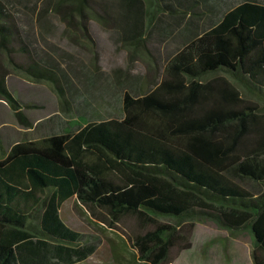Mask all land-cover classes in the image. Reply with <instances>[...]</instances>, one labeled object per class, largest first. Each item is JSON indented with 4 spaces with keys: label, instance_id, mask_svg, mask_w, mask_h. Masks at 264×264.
Wrapping results in <instances>:
<instances>
[{
    "label": "trees",
    "instance_id": "16d2710c",
    "mask_svg": "<svg viewBox=\"0 0 264 264\" xmlns=\"http://www.w3.org/2000/svg\"><path fill=\"white\" fill-rule=\"evenodd\" d=\"M156 5L154 14L215 19L167 58L151 90L124 94L122 119L10 147L0 160V264H74L91 256L95 246L59 218L71 198L112 217L206 219L249 229L252 262L264 264V4ZM3 9L0 48L8 50L15 33ZM53 11L67 25L79 18L85 37V20H110L132 46L155 16L148 17L145 0H55ZM21 70L62 96L51 70L35 63ZM0 100L31 128L1 76ZM169 236V227L159 226L136 238L134 248L141 260L161 264Z\"/></svg>",
    "mask_w": 264,
    "mask_h": 264
},
{
    "label": "rangeland",
    "instance_id": "374dc122",
    "mask_svg": "<svg viewBox=\"0 0 264 264\" xmlns=\"http://www.w3.org/2000/svg\"><path fill=\"white\" fill-rule=\"evenodd\" d=\"M54 1L0 0L15 33L8 50L0 48V76L20 104L18 112L31 125L20 124L16 113L0 100V160L13 143L39 142L75 132L77 126L89 122L122 119L124 94L134 98L151 90L161 80L167 58L215 19L214 13L194 17L154 14L159 0H145L148 17L155 16L146 25L142 41L132 46L110 20H85V37L79 18L67 25L54 13ZM242 1L221 0L227 5ZM249 1L264 4V0ZM94 11L102 15L95 7ZM32 63L55 73L62 96L53 85L26 76L21 69ZM239 89L245 99L256 102ZM59 218L67 228L85 236L84 244L95 246L91 256L74 264H153L141 260L134 241L159 226L170 231L161 264H253L249 229L227 230L206 219L174 222L135 214L112 217L75 198L60 206Z\"/></svg>",
    "mask_w": 264,
    "mask_h": 264
},
{
    "label": "crops",
    "instance_id": "0c3cea01",
    "mask_svg": "<svg viewBox=\"0 0 264 264\" xmlns=\"http://www.w3.org/2000/svg\"><path fill=\"white\" fill-rule=\"evenodd\" d=\"M36 126V125H35ZM17 143V142H16ZM16 143H13L12 145L16 144ZM8 153V152H7Z\"/></svg>",
    "mask_w": 264,
    "mask_h": 264
}]
</instances>
